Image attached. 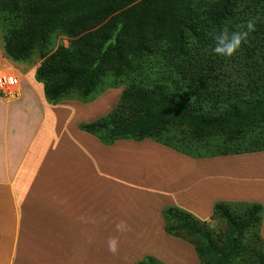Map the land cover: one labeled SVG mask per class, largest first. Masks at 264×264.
Listing matches in <instances>:
<instances>
[{
    "label": "trees",
    "instance_id": "trees-1",
    "mask_svg": "<svg viewBox=\"0 0 264 264\" xmlns=\"http://www.w3.org/2000/svg\"><path fill=\"white\" fill-rule=\"evenodd\" d=\"M237 1L27 0L25 23L12 29L8 16L16 0H0L4 52L25 62L37 47L46 56L56 31L76 38L37 69L52 104L72 99V91L79 101H94L107 89L100 84L104 75L126 77L116 107L79 126L104 145L150 139L195 159L264 152V4L236 9ZM199 2L212 3L205 18L197 14ZM259 14L262 26L255 24L248 45L235 54L234 64L245 66L242 76L229 63L204 65V52L191 50L192 42L213 46V34L225 25L240 30ZM162 215L166 233L191 244L200 264H264L260 203L217 202L211 221L224 218L226 231L179 207ZM138 264L165 263L147 256Z\"/></svg>",
    "mask_w": 264,
    "mask_h": 264
},
{
    "label": "crops",
    "instance_id": "crops-1",
    "mask_svg": "<svg viewBox=\"0 0 264 264\" xmlns=\"http://www.w3.org/2000/svg\"><path fill=\"white\" fill-rule=\"evenodd\" d=\"M4 44L0 36V73L20 85L15 98L0 95V264H138L148 255L200 264L191 244L166 233L164 208L210 222L217 202L264 206V152L195 159L150 139L104 145L79 126L111 111L124 89L52 104L38 66L9 59ZM121 221L129 231H117Z\"/></svg>",
    "mask_w": 264,
    "mask_h": 264
},
{
    "label": "rangeland",
    "instance_id": "rangeland-1",
    "mask_svg": "<svg viewBox=\"0 0 264 264\" xmlns=\"http://www.w3.org/2000/svg\"><path fill=\"white\" fill-rule=\"evenodd\" d=\"M258 1H263V0H258ZM26 2H27V0H16V2L13 4L14 6L12 7V13L10 12V14L8 16V18L12 22V29L19 28V27L23 26V24L25 23V18H24L25 11H24V8H25V5H26ZM211 4H212L211 2L210 3L209 2H205L204 4L201 3V2H199V4L197 5V8H196L197 9V14L198 15L200 14L201 16H204V18H205L206 13H207L206 12V9H208L209 6H211ZM244 4L250 5V6L254 7V8H259V7H262V4H264V3L263 2L253 3V0H238L236 2V9H239V8L240 9H243V7L245 6ZM262 16H263L262 14H259V16L256 19V24L258 25V26H256L257 28H260L262 26V25H260V22H259V20H260V18ZM0 36L1 37L4 36V31L2 30L1 27H0ZM251 38H252V35L250 33L249 36L246 38L245 42L242 43L240 50H243V47L246 48V45H248L247 43H248L249 40H251ZM75 39L76 38L69 37L67 34H64L61 31H56V32H54L51 35V38L49 39V42H48L49 45L47 47V49H48L47 55L44 56V57H42L41 55H42V52L43 51L40 48L37 47L34 50V53L32 55V58H30L29 60L25 61V63H29V64H32V65H37L38 68H39L41 66V64L46 59H48L49 57H51L52 55H54L59 49H61V48H63V49H69ZM190 48H191V50L193 51L194 54L197 53L200 50H202L204 52L200 56V57H202V60H203V64L204 65H207V64H210L208 66H211V65H226V64L229 63V65L231 67H233V68L236 67V69H237L236 71L239 73V74L236 75V77L242 76L243 71H245V66H243L244 64L241 61L237 65L234 64L235 62H238V60H237L238 55L235 56L236 53L231 58H229V59L228 58H223V57H218V56H215L212 53V51H211L212 46L203 45L201 42H192ZM230 59H232V60H230ZM239 65H242L241 66V70L238 68ZM150 66L151 65H149V64H145V67H148L149 68ZM148 71L151 74V75L149 74L150 75V78H149L150 79V82H153V80L157 79L156 76H154V75L152 76V72H154V70L149 69ZM36 76H37V71H36ZM165 76L167 78V81L166 82L168 84H170V83L172 84V78L170 76H167V75H165ZM162 78H160V80H162ZM126 79L127 78L125 77L124 80L120 81L119 78H117V76H107V75H104L101 78V80H100V84H103L104 86H106L107 89H105L103 92H100L98 94V96L96 97V99H98L102 94H105L108 91L115 90L116 89L115 87L118 86V85H121L122 84L118 88L125 89L127 85L124 83V81H126ZM225 83H226V81L223 82L220 85V87L221 88H225ZM205 84H209V82L207 81ZM70 98H72L74 100L78 99L77 101L80 100V98L78 97V95H77V93L75 91L74 92L73 91L71 92ZM113 101L114 100H112V102ZM91 102H93V101H91ZM88 103H90V102H88ZM114 103H115V101H114ZM114 103H113L114 107H112V110L116 107V105L119 103V101L116 102V104H114ZM111 111H109L106 115H108ZM106 115H103L102 117H104ZM210 224L212 226H214L215 228L220 227L222 230H225V231L228 229V223H227V221L224 218H220L219 221H210ZM169 251H170L171 257H174L175 254L173 253V249H170ZM148 256L154 257L155 259H157V260L160 261V259H158L155 256H152V255H148ZM145 257H147V256H145Z\"/></svg>",
    "mask_w": 264,
    "mask_h": 264
},
{
    "label": "clouds",
    "instance_id": "clouds-1",
    "mask_svg": "<svg viewBox=\"0 0 264 264\" xmlns=\"http://www.w3.org/2000/svg\"><path fill=\"white\" fill-rule=\"evenodd\" d=\"M256 21L249 19L245 24L240 26V30L230 31L229 27L225 25L218 32L213 34L212 53L215 56L223 58H231L240 48L242 43L245 42L249 34L255 31ZM129 227L126 222L121 221L117 225L118 232H127ZM108 250L113 255L119 251V241L116 238H110L107 242Z\"/></svg>",
    "mask_w": 264,
    "mask_h": 264
},
{
    "label": "built area",
    "instance_id": "built-area-1",
    "mask_svg": "<svg viewBox=\"0 0 264 264\" xmlns=\"http://www.w3.org/2000/svg\"><path fill=\"white\" fill-rule=\"evenodd\" d=\"M20 85L19 77L14 73H0V95L7 99H13L17 95Z\"/></svg>",
    "mask_w": 264,
    "mask_h": 264
}]
</instances>
